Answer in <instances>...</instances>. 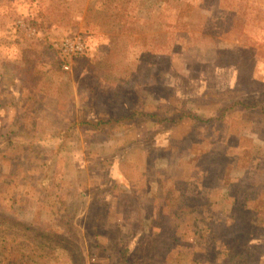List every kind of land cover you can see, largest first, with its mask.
<instances>
[{"label":"rangeland","instance_id":"rangeland-1","mask_svg":"<svg viewBox=\"0 0 264 264\" xmlns=\"http://www.w3.org/2000/svg\"><path fill=\"white\" fill-rule=\"evenodd\" d=\"M0 264H264V0H0Z\"/></svg>","mask_w":264,"mask_h":264},{"label":"trees","instance_id":"trees-1","mask_svg":"<svg viewBox=\"0 0 264 264\" xmlns=\"http://www.w3.org/2000/svg\"><path fill=\"white\" fill-rule=\"evenodd\" d=\"M159 76H160V73L159 75H156V74H153L151 73L150 76H147V79L144 80L140 75L137 76L135 79H133V88L135 90V95H136V98H138L139 100V97H137V93L139 91H142L144 90V87L145 88H154L156 86V84L158 83V80H159ZM167 99H169L167 97ZM137 101V99H136ZM136 106V105H135ZM135 109H133L132 113L127 116V117H114V116H109L107 118H98V119H95V120H84L81 122V125H85L87 127H90L93 131L94 130H100V129H103V128H106V127H113L115 125H117V123L119 122H122L124 120H127V119H131V118H134V117H144V119H147V120H150L152 122H157V123H164L165 121L163 119H157L158 116L156 114H147L144 112V110L142 109H139L134 107ZM187 118H190L191 115L188 114L186 115ZM179 121L182 120V118L180 117V119H178ZM170 122V121H168ZM27 230H29V227H26ZM121 251H120V255L121 256H125L126 253H127V248H123L121 247Z\"/></svg>","mask_w":264,"mask_h":264},{"label":"built area","instance_id":"built-area-1","mask_svg":"<svg viewBox=\"0 0 264 264\" xmlns=\"http://www.w3.org/2000/svg\"><path fill=\"white\" fill-rule=\"evenodd\" d=\"M84 44L80 38L66 39L60 49L65 58L75 56L83 52ZM67 67L65 66V69Z\"/></svg>","mask_w":264,"mask_h":264}]
</instances>
